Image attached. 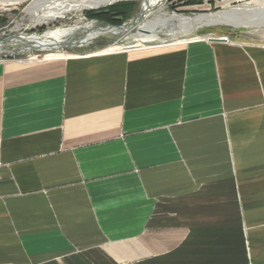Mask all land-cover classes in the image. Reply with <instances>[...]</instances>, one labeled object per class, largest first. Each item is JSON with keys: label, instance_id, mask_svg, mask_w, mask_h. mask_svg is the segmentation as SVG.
<instances>
[{"label": "crops", "instance_id": "1", "mask_svg": "<svg viewBox=\"0 0 264 264\" xmlns=\"http://www.w3.org/2000/svg\"><path fill=\"white\" fill-rule=\"evenodd\" d=\"M254 33L0 59V264H264Z\"/></svg>", "mask_w": 264, "mask_h": 264}, {"label": "rangeland", "instance_id": "2", "mask_svg": "<svg viewBox=\"0 0 264 264\" xmlns=\"http://www.w3.org/2000/svg\"><path fill=\"white\" fill-rule=\"evenodd\" d=\"M11 0H0V41L6 40L13 36L20 35H35L41 36L48 32L56 31L60 29L74 28L82 26L84 24L93 22L100 24L102 27L111 25L107 22L91 19L88 17V13H99L106 11L107 9L124 3L134 4V9L130 17L124 21L121 25H126L131 21L140 10V2L138 0H120L111 5L105 7H99L97 9H71L66 13L61 14L60 17L51 20H41L43 13L48 11H56L60 6L65 5H78L82 1L92 0H22L17 4H9ZM50 3V4H48ZM53 3V4H52ZM185 0H167L159 10L155 11L144 21H152L159 16L178 15L185 17H196L200 15H210L219 12L233 13L236 9H261L264 8V0H202L201 4H194L185 6ZM49 7L46 9L45 7ZM56 7L55 9L53 7ZM42 15V16H41ZM245 17L250 16L247 13L243 14ZM177 24V25H176ZM111 25V26H121ZM264 32V26L260 27H233L229 25H216L203 27L195 30L194 32H187L185 28L180 27L178 23H166L163 27L157 28V35L159 39H162L170 44H180L188 39H206L208 37L225 36L230 34H238L243 37H249L251 33ZM137 30L133 29L128 34L123 35L118 33L116 35H102L95 39L94 44L82 45L79 47H73L67 50H36L25 52L24 54L17 55L16 53L24 48L19 44L13 47H8L5 50V58L0 59H15L25 60L31 62L42 61L45 55L48 54H64V55H78L88 53H103L114 50H121L128 48L129 41L125 42V37L136 36ZM162 36V37H161ZM256 36V35H255ZM253 36V38H256ZM142 45L134 46H151L148 42L141 43ZM12 51V52H11ZM10 53V54H9Z\"/></svg>", "mask_w": 264, "mask_h": 264}, {"label": "bare ground", "instance_id": "3", "mask_svg": "<svg viewBox=\"0 0 264 264\" xmlns=\"http://www.w3.org/2000/svg\"><path fill=\"white\" fill-rule=\"evenodd\" d=\"M22 0H11L9 4H17ZM120 0H92L82 1L78 5H63L53 7L56 11H48L43 13L41 20H51L60 17L61 14L68 12L71 9H97L99 7H105L111 5ZM140 2V10L137 17L129 21L122 30L109 29L105 30L100 24L93 22L84 24L82 26L60 29L51 31L45 35H20L13 36L6 40L0 41V55H4L5 50L8 47L16 45H23L25 47L39 50H48L49 48H58L61 44H72L76 42L89 43L92 40L102 35H116L122 33L128 34L131 30L136 29V36L125 37V42L129 41L130 47L142 45L141 43L148 42L149 44H166L162 39H159L157 35V28L165 26L166 23L176 22L180 27L185 28L187 32H194L195 30L203 27L216 26V25H229L233 27H250L251 16L240 15L238 12L247 9H236L233 13L219 12L210 15H198L196 17H185L178 15L159 16L152 21L144 22L155 9H160L167 0H138ZM50 4V3H48ZM53 4V3H52ZM49 9V7H45ZM246 13V12H245ZM177 25V24H176ZM162 37V36H161ZM225 38V37H223ZM12 52V51H11ZM10 54V53H9ZM46 57V55H45ZM44 57V58H45Z\"/></svg>", "mask_w": 264, "mask_h": 264}, {"label": "water", "instance_id": "4", "mask_svg": "<svg viewBox=\"0 0 264 264\" xmlns=\"http://www.w3.org/2000/svg\"><path fill=\"white\" fill-rule=\"evenodd\" d=\"M249 14L252 18L249 19L250 20V27H260V26H264V8L261 9H255V8H249L247 10H241L240 12H238L240 15H243L244 13ZM137 17V15L135 16V18ZM125 25H121V26H111V25H106L105 27H103V29L105 30H109V29H120L122 30L124 28ZM207 40L209 42H226L227 39L223 38V37H208ZM95 43V39L92 40L89 43H85V42H76V43H72V44H61V46H59L58 48H49L48 50H67V49H71L73 47H79L84 45H88V44H94ZM131 49H135V47H126L123 48L122 50H131ZM39 49H36L35 47L33 48H29L28 46L25 48L20 49L16 54L20 55V54H24L25 52H29V51H36ZM42 51V50H41ZM6 56L4 55H0V58H5Z\"/></svg>", "mask_w": 264, "mask_h": 264}, {"label": "trees", "instance_id": "5", "mask_svg": "<svg viewBox=\"0 0 264 264\" xmlns=\"http://www.w3.org/2000/svg\"><path fill=\"white\" fill-rule=\"evenodd\" d=\"M202 0H185V6L201 4ZM134 9V4L124 3L115 5L106 11L99 13H88V17L91 19H98L107 22L111 25H121L126 21Z\"/></svg>", "mask_w": 264, "mask_h": 264}, {"label": "built area", "instance_id": "6", "mask_svg": "<svg viewBox=\"0 0 264 264\" xmlns=\"http://www.w3.org/2000/svg\"><path fill=\"white\" fill-rule=\"evenodd\" d=\"M227 39V38H226ZM113 52H117L116 50H114Z\"/></svg>", "mask_w": 264, "mask_h": 264}]
</instances>
